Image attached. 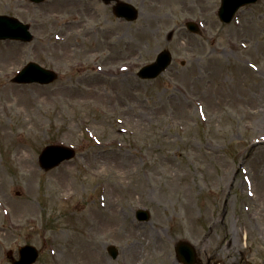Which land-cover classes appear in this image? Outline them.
Wrapping results in <instances>:
<instances>
[{
    "label": "rangeland",
    "instance_id": "obj_1",
    "mask_svg": "<svg viewBox=\"0 0 264 264\" xmlns=\"http://www.w3.org/2000/svg\"><path fill=\"white\" fill-rule=\"evenodd\" d=\"M121 1L136 21L100 0H0L33 36L0 41V264L24 245L35 264H179V241L201 264H263L264 0L230 24L220 0ZM163 50L171 66L139 79ZM28 62L58 79L12 83ZM55 144L77 155L43 171Z\"/></svg>",
    "mask_w": 264,
    "mask_h": 264
},
{
    "label": "water",
    "instance_id": "obj_2",
    "mask_svg": "<svg viewBox=\"0 0 264 264\" xmlns=\"http://www.w3.org/2000/svg\"><path fill=\"white\" fill-rule=\"evenodd\" d=\"M40 3L43 0H31ZM109 3L113 0H103ZM257 0H221V7L218 15L221 21L229 23L239 7L255 3ZM114 13L118 17L125 18L131 22L137 18L135 9L127 3H116ZM191 31H197L196 27L188 24ZM15 39L20 41H30L32 36L28 33V26L19 23L16 19L7 16H0V40ZM171 56L167 51L158 55L156 63L144 67L139 76L142 78H154L159 73L163 72L170 64ZM56 79L53 72L43 70L33 63H29L13 80L16 83H39L48 84ZM74 152L70 149L58 146L46 147L39 156V164L43 170H50L58 166L61 162L71 159ZM139 221H148L149 215L146 211H138L136 213ZM108 253L112 258L117 257V250L113 246L107 248ZM175 251L178 261L183 264H197L196 254L193 247L186 242H179ZM20 258L14 261L13 264H32L37 258V252L33 247H23L19 249Z\"/></svg>",
    "mask_w": 264,
    "mask_h": 264
},
{
    "label": "bare ground",
    "instance_id": "obj_3",
    "mask_svg": "<svg viewBox=\"0 0 264 264\" xmlns=\"http://www.w3.org/2000/svg\"><path fill=\"white\" fill-rule=\"evenodd\" d=\"M27 210H30V209H32V207L30 206V205H27Z\"/></svg>",
    "mask_w": 264,
    "mask_h": 264
}]
</instances>
